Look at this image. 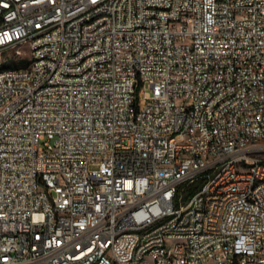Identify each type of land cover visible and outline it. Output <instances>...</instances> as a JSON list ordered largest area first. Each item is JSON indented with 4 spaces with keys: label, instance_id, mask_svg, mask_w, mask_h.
I'll list each match as a JSON object with an SVG mask.
<instances>
[{
    "label": "built area",
    "instance_id": "1",
    "mask_svg": "<svg viewBox=\"0 0 264 264\" xmlns=\"http://www.w3.org/2000/svg\"><path fill=\"white\" fill-rule=\"evenodd\" d=\"M24 46L0 264H264V0H0Z\"/></svg>",
    "mask_w": 264,
    "mask_h": 264
},
{
    "label": "rangeland",
    "instance_id": "2",
    "mask_svg": "<svg viewBox=\"0 0 264 264\" xmlns=\"http://www.w3.org/2000/svg\"><path fill=\"white\" fill-rule=\"evenodd\" d=\"M22 54L19 55L14 51H7L0 54V68H5L9 66H20L22 65V58H26L30 55L28 47H22Z\"/></svg>",
    "mask_w": 264,
    "mask_h": 264
},
{
    "label": "trees",
    "instance_id": "3",
    "mask_svg": "<svg viewBox=\"0 0 264 264\" xmlns=\"http://www.w3.org/2000/svg\"><path fill=\"white\" fill-rule=\"evenodd\" d=\"M23 62H25V60H23Z\"/></svg>",
    "mask_w": 264,
    "mask_h": 264
}]
</instances>
